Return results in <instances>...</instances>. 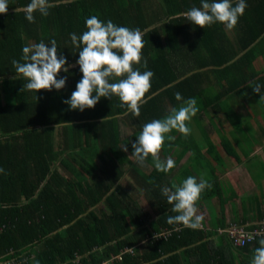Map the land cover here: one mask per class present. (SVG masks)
<instances>
[{"label":"trees","instance_id":"trees-1","mask_svg":"<svg viewBox=\"0 0 264 264\" xmlns=\"http://www.w3.org/2000/svg\"><path fill=\"white\" fill-rule=\"evenodd\" d=\"M29 2L9 0L7 14L0 15V168L5 170L0 173V262L251 264L264 234L237 245L227 230L237 225L261 231L264 196L251 200L248 210L259 224L247 223V210L228 221L226 205L236 201L237 192L220 180L212 161L216 147L202 124L221 96L236 90L247 89L264 110L252 89L259 84L264 93V68L258 69L256 61L260 54L264 59V0H246L234 35L220 23L204 29L181 15L200 7L201 0H50V14L34 13V24L23 11ZM92 15L144 33L148 68L140 70L155 75L139 117L124 115L127 109L116 96L83 112L64 103L83 77L77 64L80 49L70 34L87 31L86 19ZM52 39L68 61L69 71L57 77L67 78L65 88L23 92L26 81L15 78L12 60H21L23 47ZM221 86L224 93L218 92ZM177 92L197 100L199 111L188 125L191 134L174 130L175 140H166L160 155L173 159L170 172L157 171L151 157L141 167L129 158L132 144L142 125L180 106ZM221 145L238 159L231 142ZM201 175L213 186L198 204L202 227L168 224L167 217L176 213L161 189ZM257 179L264 190V170Z\"/></svg>","mask_w":264,"mask_h":264},{"label":"clouds","instance_id":"clouds-1","mask_svg":"<svg viewBox=\"0 0 264 264\" xmlns=\"http://www.w3.org/2000/svg\"><path fill=\"white\" fill-rule=\"evenodd\" d=\"M53 7L50 0H30L24 7L25 18L29 23H36L34 13L42 16L50 14ZM248 7L246 0H201V6L191 7L181 15L200 28H208L216 23L226 29L233 30ZM9 0H0V15H6ZM87 31L82 35L70 34L72 45L80 49L77 64L83 74L77 83L71 98L64 103L73 111L83 112L93 109L102 98L118 97L121 107H126L124 115L131 113L139 117L141 107L149 98L154 72L141 71L148 68V62L143 55L145 48L144 33L139 28L118 26L111 20L102 21L96 15L86 19ZM21 60H12L15 68V78L26 81L22 91L39 93L41 91L62 90L66 86L67 78H57L61 71H69L67 59L58 53L57 41L49 43L43 40L30 44L22 49ZM23 61V62H21ZM73 65L72 67H74ZM253 91L264 101L262 86L257 84ZM38 100V95L36 97ZM175 99L180 103L163 119H154L142 125L138 134V142L132 144L134 158L141 167H146L149 157L157 171L168 173L175 167L171 157L161 159V151L166 140L173 141L170 135L174 130L187 136L191 134L188 126L199 111L195 98L184 99L177 92ZM108 118V117H107ZM106 118V119H107ZM60 124L57 126L59 127ZM124 146L123 151L127 152ZM0 173H5L0 168ZM212 184L203 175L197 179L189 176L181 184L163 187L162 194L172 205L174 216L167 217L170 225H183L193 230L200 229L204 217L199 213L198 204L205 190H211ZM259 247L254 251L251 264H264V239L259 240Z\"/></svg>","mask_w":264,"mask_h":264},{"label":"crops","instance_id":"crops-1","mask_svg":"<svg viewBox=\"0 0 264 264\" xmlns=\"http://www.w3.org/2000/svg\"><path fill=\"white\" fill-rule=\"evenodd\" d=\"M238 30H240L239 27L238 29L235 27V29L228 31L234 35ZM256 61L258 69H263L264 59L261 54ZM237 73L238 69L234 70V74L231 71V77ZM247 91V89L245 92L236 90L221 96L218 106H215V110L205 116L202 125L209 131L208 135L216 147L212 161L219 170L220 180L227 188L231 187L237 192L236 201L226 205L225 212L228 221L235 222L236 215L239 213L242 216L247 210V223L257 225L261 220L256 217L252 218V213L248 210L251 207V200L264 196V190L257 184V173L259 170H264V110L259 103H254L252 95L246 93ZM218 92L224 93V87H219ZM240 92L243 94H239ZM194 130L199 132L198 128ZM199 133L195 134L196 138L201 137ZM202 140L205 141L204 138ZM222 140L231 142L237 152L238 159L231 158L226 154L221 145ZM208 157L210 158V156ZM188 158L189 156H186L181 165H184ZM216 158L220 159L216 161ZM221 159L223 160L221 161ZM227 164L230 166L229 169H226ZM231 168H236V172H241L245 177L242 176L241 180L236 177L234 181L229 180L230 183H227L224 181L225 178L221 177V173L226 176L232 170ZM216 211L218 213V209ZM207 220L209 221V217ZM210 224L212 225V222Z\"/></svg>","mask_w":264,"mask_h":264},{"label":"built area","instance_id":"built-area-1","mask_svg":"<svg viewBox=\"0 0 264 264\" xmlns=\"http://www.w3.org/2000/svg\"><path fill=\"white\" fill-rule=\"evenodd\" d=\"M227 232L232 236V239L234 240V243L237 245H244L247 242L252 241L256 235L264 234V227L261 231L256 230L255 232H248L246 229L239 228L237 225H233L230 229L227 230ZM132 252L131 250H129ZM117 259H121V257H117ZM0 264H15L12 261L9 262H0ZM101 264H111L110 261H105Z\"/></svg>","mask_w":264,"mask_h":264},{"label":"rangeland","instance_id":"rangeland-1","mask_svg":"<svg viewBox=\"0 0 264 264\" xmlns=\"http://www.w3.org/2000/svg\"><path fill=\"white\" fill-rule=\"evenodd\" d=\"M123 127V126H122ZM126 128L125 127H123V130H124V132H126V135H128V134H131V130H129V131H126L125 130ZM198 139H200V138H198ZM227 168L226 169H229L230 168V166L227 164V166H226ZM232 170L230 171V173L229 174H227L226 176L223 174V173H221V177L222 178H225L224 179V181H226L227 183H230V181L232 182V181H234V179L237 177L238 179H242V176H244L245 177V175L244 174H242L241 172H239V173H237L236 172V168H231ZM230 180V181H229ZM145 204H146V206H147V209L150 211V209H149V206H148V204L146 203V202H144ZM198 214H200V213H198ZM201 215V214H200ZM206 223V225H211L210 224V221H206L205 222Z\"/></svg>","mask_w":264,"mask_h":264}]
</instances>
